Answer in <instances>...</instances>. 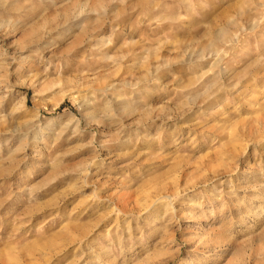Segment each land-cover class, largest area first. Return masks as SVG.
Instances as JSON below:
<instances>
[{
    "label": "rangeland",
    "instance_id": "rangeland-1",
    "mask_svg": "<svg viewBox=\"0 0 264 264\" xmlns=\"http://www.w3.org/2000/svg\"><path fill=\"white\" fill-rule=\"evenodd\" d=\"M0 264H264V0H0Z\"/></svg>",
    "mask_w": 264,
    "mask_h": 264
}]
</instances>
